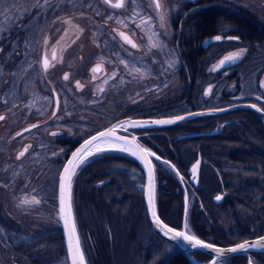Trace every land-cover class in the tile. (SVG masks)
Returning a JSON list of instances; mask_svg holds the SVG:
<instances>
[{"label": "rangeland", "instance_id": "1", "mask_svg": "<svg viewBox=\"0 0 264 264\" xmlns=\"http://www.w3.org/2000/svg\"><path fill=\"white\" fill-rule=\"evenodd\" d=\"M158 1L159 12L151 0H124L122 8L104 0H39V7L37 0H0V115L4 117L0 120V227L6 226V239L11 235L16 246L12 253L6 248L9 243L0 240V264H65L54 249L47 260L40 259L37 250L17 251L27 235L40 237L55 218L58 223L56 184L65 159L63 141L86 137L129 112L136 82L139 105L146 94L162 92L165 101L175 95L178 89L172 88L168 73L177 66L171 20L182 11L180 6L196 0ZM117 30L126 31L137 47L123 44ZM52 47L55 61L44 71L41 53L49 55ZM96 65L101 66L97 78L91 72ZM53 90L59 98L54 116ZM34 122L36 128L14 137ZM54 139L57 156L49 151V140ZM25 145L29 148L20 156ZM129 180L142 190L140 175L135 178L129 172ZM33 198L39 203H24ZM2 199L8 217H2ZM128 200L124 204L117 200L110 208L116 217L105 236L110 254L108 258L103 253L105 264L166 260L173 247L157 241L152 259L148 252L154 241L152 230L142 217L139 200ZM11 219L22 227H11ZM88 252L92 257L93 251L88 248ZM63 255L66 260L64 247Z\"/></svg>", "mask_w": 264, "mask_h": 264}, {"label": "flooded vegetation", "instance_id": "2", "mask_svg": "<svg viewBox=\"0 0 264 264\" xmlns=\"http://www.w3.org/2000/svg\"><path fill=\"white\" fill-rule=\"evenodd\" d=\"M151 1L159 12L160 8ZM180 7L182 11L176 19L171 20L176 32L174 48L177 66L168 71L173 77L172 88L178 89L175 95L165 101L162 92L146 94L143 97L146 103L139 105L136 82L129 103L132 109L108 124L128 116L167 117L191 111L201 113L196 118L168 128L128 131L140 145L160 157L159 160L155 156L150 158L155 173L158 215V198L163 194L164 199L181 201V224L183 220L189 225L195 222L197 227L198 220H206L209 226H205V229L210 231L212 221L229 207L228 203L236 191L249 184L250 172L255 171V168L251 169L256 166L254 162L260 165L264 163V87H261L264 83V0H196ZM123 32L137 47L135 40L126 31ZM117 35L123 44L136 48ZM238 52L241 53L238 59L221 66V60ZM52 53L54 58L48 67L55 61L56 49L52 47L49 55L44 51L41 53L47 58H51ZM93 67L91 72L97 78L101 75V68L95 75ZM53 93L56 92L52 91V98ZM251 105H256L261 111ZM231 107L218 113L209 112ZM57 110L58 106L55 112L52 107L51 114L54 116ZM32 124L38 126L37 122ZM108 124L88 133H94ZM17 132L14 137L25 133L17 135ZM84 138L75 141L66 138L63 141V155L66 157ZM57 142L56 139L49 140V151L54 154L59 151ZM23 148L28 150L29 147L25 145ZM110 158L113 168H124L132 172L135 178L136 174L141 176L140 171L120 154ZM197 162L199 166L193 174L191 167ZM90 184L93 194L98 192L99 202L104 205L107 201L104 194L107 188H111L112 180L105 177ZM218 195L222 199L216 200ZM3 199L2 217H8V208L4 206L6 202ZM105 207L104 211L107 209ZM102 216L105 228L100 234L108 236L110 216L106 212ZM5 227H0V235L8 242ZM91 230L92 234L84 225L83 232L87 238L81 243L83 248L86 245L93 251L94 260L95 252H100V244L95 237L97 233ZM96 263L105 264V261H95L93 264ZM246 264L257 263L248 258Z\"/></svg>", "mask_w": 264, "mask_h": 264}, {"label": "trees", "instance_id": "3", "mask_svg": "<svg viewBox=\"0 0 264 264\" xmlns=\"http://www.w3.org/2000/svg\"><path fill=\"white\" fill-rule=\"evenodd\" d=\"M189 27V26H188ZM117 153H107L99 154L90 158L77 172L72 188V203L75 221L78 229L80 238L82 241H86V236L83 232L84 225L99 234L95 236L97 241L102 248V251L95 252L96 259L93 260V257L87 253V247L83 248L85 258L88 264H93L95 261L103 260L105 261V256L109 258L107 247V240H105V235L100 233L104 231V222H103V213H109L110 219L108 221L109 227H113L115 221V215L110 211V208L113 204L118 202L116 198H121L123 204L129 202L128 199L135 197L139 200V204L142 208L143 218L148 225L145 210L142 203V190H137L134 188V184L129 180V172L119 168H113L111 158L118 156ZM120 157L125 158L128 162L142 172L135 160L132 158L120 154ZM92 161V162H91ZM91 162V163H90ZM90 163V164H89ZM94 163V164H93ZM255 171L250 172V181L244 189L237 190L234 194L231 202L228 203V208L220 215L218 219L212 221V228L210 231L205 229V226H209L206 220H198L197 227L194 222L193 225L187 224V229L193 233L195 236L210 242L218 246H228L238 242H241L245 239L257 237L264 234V163L260 165L258 162H254ZM109 177L112 180L111 188H107L105 191V198L107 199L106 203L102 205L99 202L98 192L93 194L91 184L93 181L100 180L102 178ZM120 191V194H119ZM177 198V196H173ZM164 199L163 194L158 198V211L159 217L169 226L180 229L181 227V201H173ZM156 200V192H155ZM97 202V203H96ZM109 202V203H108ZM104 206L107 210L104 211ZM170 208V211L168 210ZM174 209V210H173ZM171 213V215H170ZM113 214V215H112ZM202 221V222H201ZM200 223H204L200 224ZM11 227L17 228L22 227L20 223H17L15 219L10 220ZM18 224V225H16ZM111 225V226H110ZM17 226V227H15ZM149 227V225H148ZM12 228V229H14ZM44 229V228H43ZM111 229V228H110ZM17 230V229H15ZM45 232L39 237L36 235H27L26 241L21 242L18 245L17 251L25 254H32L35 250L41 252L39 258L42 260H47L50 257L52 249L61 255L63 262L66 264V260L63 255V242L61 238L60 228L58 226L57 220L53 221L51 227L44 229ZM153 233V232H152ZM154 241L148 246V252L152 254V259L156 258V243L157 241L165 243L173 247L174 251L169 255V257L164 261L151 262V264H189L181 252L172 244L160 239L153 233ZM0 240L2 243H5V240L0 235ZM8 248L12 253L14 252L15 247L12 244L14 239L9 235ZM85 244V242H84ZM111 245V244H110ZM19 252V251H18ZM47 252V253H46ZM87 254L89 256H87ZM147 254V252H146ZM189 255L200 262H206L210 260L211 256L200 251H191ZM250 258L253 262L257 264H262L264 262V253L255 252L250 253L249 256L237 255L227 259H221L217 261V264H246V260ZM93 260V262H92ZM146 260V259H145ZM148 260V259H147ZM97 264V263H96Z\"/></svg>", "mask_w": 264, "mask_h": 264}, {"label": "water", "instance_id": "4", "mask_svg": "<svg viewBox=\"0 0 264 264\" xmlns=\"http://www.w3.org/2000/svg\"><path fill=\"white\" fill-rule=\"evenodd\" d=\"M155 3H157V0H153ZM117 2V1H116ZM115 2V3H116ZM120 36V33H124L125 36L129 38V36L123 32V31H118L117 32ZM121 37V36H120ZM121 39L123 41H125L122 37ZM215 39V38H214ZM131 40V39H130ZM132 41V40H131ZM126 42V41H125ZM133 43V41H132ZM129 44V43H128ZM53 55L51 56V58H47L44 54L41 56V59H40V62H41V67L43 70H45L44 68V60L46 59L47 62H48V65L50 63V60H52L54 58V53H52ZM98 67V70L95 73V75L98 74L101 66L100 65H96L94 67ZM93 67V68H94ZM57 106H58V98H57V95L56 93H53V111L55 112L56 109H57ZM248 106V105H247ZM233 107L231 108H226V109H223V110H212V111H209L210 113H218L220 111H224V110H227V109H232ZM201 113L197 112V111H191V112H187V113H184V114H180V115H177V116H167V117H140V116H128V117H123V118H120V119H117L115 121H113L112 123L108 124L107 126H105L104 128L88 135L87 137H85L84 139H82L81 141H79L72 149L71 151L68 153V155L65 157L62 165H61V168L58 172V175H57V184H56V214H57V219H58V223H59V226H60V233H61V238H62V242H63V247H64V252H65V257H66V262L67 264H71V257L69 255V250H68V234H67V230L65 229V226H64V221L61 219V212H60V208H61V201H60V197H61V192H60V184H59V178H60V175L62 174L63 172V169L64 167L68 164V161L70 159H72V154L78 149L81 147V145L86 141V140H89L92 136H95V135H98V133L100 132H106L109 128H111L113 125L116 126V131H115V136L117 137H124L128 140H132L133 137H135L132 133H130L128 130H131V129H143V130H153V129H163V128H168V127H172L176 124H179L183 121H187V120H191L193 118H196L197 115H199ZM179 116H183L184 119L182 120H177L176 118L179 117ZM175 120L176 122L175 123H171V124H152L150 123L151 121H155V120ZM127 121H135V122H141V123H144V122H147L145 123V126L143 127H133L131 124H127L125 122ZM33 125H36V124H31V125H27L23 128H21L17 134H21L25 131H28L30 129L33 128ZM123 125V126H121ZM190 135H194V134H190ZM136 139V137H135ZM136 142L139 143L136 139ZM114 145V146H111ZM142 146V145H141ZM101 147L104 148V149H111V150H106V151H103L101 152L100 154H107V153H117V154H122V155H126L130 158H132L133 160H135L137 162V164L139 165L140 169H141V172H142V176H143V184H142V202H143V206H144V210H145V214H146V219H147V222H148V225L150 227V229L152 230V232L158 236L160 239L174 245L180 252L181 254L183 255V257L185 258V260L189 263V264H213V261L216 262L217 264V261L218 260H221V259H227V258H231L233 256H237V255H245V256H249L250 253H255V252H260V253H264V241H261V246H257V247H252V246H249L247 248L246 251H237L235 253H232V252H227V251H224L222 254H217V252L215 251H212L211 249H204V248H200V247H192V245L183 240L182 238L180 239H172L171 238V234L169 235H165V229L162 228L160 225H158L157 223L154 222V218L152 216V213H151V206H154L155 208V211L157 213V210H156V202H155V173H154V167H153V164H152V161H151V156H148L146 157V159L142 160L140 158H138L137 156H133L131 155L130 152H123V151H119L118 149L120 147H122V145L116 143L115 139L112 138L109 140V142L105 143V142H101ZM143 147V146H142ZM25 150V148H24ZM93 155L91 156V158L93 156H96V155H99V154H96L95 153V150L93 149ZM154 157V156H153ZM90 158H87V161L89 160ZM86 161V162H87ZM150 162L151 166H152V183H153V192H152V195H153V200H152V205L150 206L149 204V190H148V185H149V168H148V163ZM85 164V163H84ZM83 164V165H84ZM81 165L80 167L77 168L76 170V174L77 172L79 171V169L83 166ZM193 167V166H192ZM192 167H191V171H192ZM76 174L73 176L72 178V185H71V198H72V188H73V182H74V178L76 176ZM158 215V213H157ZM72 217H73V220L75 221V216H74V210H73V203H72ZM159 217V215H158ZM159 219L164 223L166 224L160 217ZM186 222H182V225L180 227V229H176V228H173L171 226H169L168 224V227H171L173 229H175L176 231H185L186 234L188 235H193L195 236L193 233H191L188 229H185L184 225H185ZM75 224H76V221H75ZM76 228H77V225H76ZM77 234L79 235L78 233V229H77ZM196 238L198 239H201L197 236H195ZM260 237H264V234L263 235H260V236H257V237H253V238H249V239H245L241 242H238V243H235V244H232V245H228V246H218V245H215L213 244L216 248L218 249H228L230 247H234L236 246L237 244H240V243H244L245 241L248 242L249 245H253L255 244V242L257 240L260 239ZM80 238V236H79ZM203 240V239H201ZM205 243H210V242H207L205 240H203ZM80 242H81V238H80ZM212 244V243H210ZM81 249L83 251V248L81 246ZM191 251H200V252H203L205 254H208L211 256L210 260L206 261V262H200V261H197L195 259H193L190 255H189V252ZM84 253V251H83ZM85 256V254H84ZM85 261H86V264L87 263V260L85 258Z\"/></svg>", "mask_w": 264, "mask_h": 264}, {"label": "snow or ice", "instance_id": "5", "mask_svg": "<svg viewBox=\"0 0 264 264\" xmlns=\"http://www.w3.org/2000/svg\"><path fill=\"white\" fill-rule=\"evenodd\" d=\"M105 3L109 4L111 7L114 8H122L124 7V0H117L116 3H112V0H104ZM45 3H47V0H45ZM37 6L39 7V0H37ZM156 7L160 8L161 4L158 2L156 3ZM163 19V17H161ZM120 36L129 44H132V47H136L134 43L130 39H128L127 36H125L124 33H120ZM217 40L220 39L219 36L216 37ZM241 53H233L227 57H225L223 60L220 61L221 66L227 62H233L236 59L240 57ZM44 68L45 70L48 69V62L45 59L44 60ZM98 67H94L92 69L93 72H96L98 70ZM64 79L67 80L68 76L65 75ZM77 87H81L79 82H77ZM261 87H264V83L261 84ZM251 107L256 108V105H251ZM257 111H261L260 108H256ZM54 114V113H53ZM4 117L0 116V120H3ZM177 120L184 119L183 116H179L176 118ZM175 120H155L151 121L152 124H171L175 123ZM127 124H131L133 127H143L145 126V123L141 122H135V121H127L125 122ZM123 126V125H121ZM33 127H36V125H33ZM116 126L113 125L111 128H109L106 132H100L98 135L92 136L89 140H86L80 148H78L73 154L72 159L68 161V164L64 167L62 174L59 178V184H60V192H61V219L64 221L65 229L67 230L68 234V250L69 255L71 257V264H86L84 253L81 249V242L79 235L77 234V228L75 221L72 217V198H71V185H72V178L76 174V170L78 167L86 163L87 158H91V156L94 154L93 149L95 150L96 154H100L103 151L111 150V149H104L101 147V142H109L110 139L114 138L116 143L122 145L118 150L123 152H130L131 155L137 156L138 158L144 160L148 156H155V153L150 152L148 149L142 147L139 143L136 142L135 137H133L132 140H128L124 137H117L115 136ZM17 135H20L19 133ZM27 151V149H25ZM24 152L20 153V156H23ZM157 160L160 159L159 156H155ZM164 163H169L168 161H164ZM199 166V162H197L196 165H193L192 172L195 174L197 172V168ZM174 167V166H173ZM149 168V204L152 205L153 200V183H152V166L150 162L148 163ZM222 199L221 196H216V200ZM24 203H39V201L35 200L33 198L31 201L25 200ZM151 213L154 218V222L160 225L162 228L165 229V235L171 234L172 239H180L189 242L192 247H200L204 249H211L212 251L217 252V254H222L224 251L235 253L237 251H246L249 246L257 247L261 246V241H264V237H260L259 240L255 242L253 245H249L247 241L244 243L237 244L234 247H230L228 249H218L213 244L205 243L203 240L196 238L193 235L186 234L185 231H176L175 229L168 227L167 224H164L158 217L154 206H151ZM185 229H187V224L184 225ZM213 264H216L215 261H213Z\"/></svg>", "mask_w": 264, "mask_h": 264}, {"label": "bare ground", "instance_id": "6", "mask_svg": "<svg viewBox=\"0 0 264 264\" xmlns=\"http://www.w3.org/2000/svg\"><path fill=\"white\" fill-rule=\"evenodd\" d=\"M111 146H114V145L111 144Z\"/></svg>", "mask_w": 264, "mask_h": 264}]
</instances>
